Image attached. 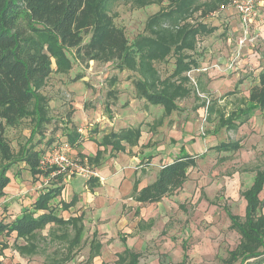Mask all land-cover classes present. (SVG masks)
<instances>
[{
    "label": "trees",
    "instance_id": "trees-1",
    "mask_svg": "<svg viewBox=\"0 0 264 264\" xmlns=\"http://www.w3.org/2000/svg\"><path fill=\"white\" fill-rule=\"evenodd\" d=\"M165 1L168 3L166 9L160 8L147 20L149 37L139 40L137 50L133 51L123 31L114 24L110 14L111 7L117 2H128L142 8L159 6ZM226 2L227 0H0V158L5 162L0 169V198L10 182L6 173L12 165L22 163L32 177L48 176L54 171L40 170L39 162L44 154L35 150L32 145L19 148L15 155L6 140L5 132L27 120L32 127L27 143H31L36 137L44 139L46 126L51 123V118L49 101L41 90L53 72L69 73L72 63L67 54L70 51L73 52L74 59L85 66L90 62L112 63L116 68L137 70L139 77L134 83L137 97L150 105L162 107L165 115H170L177 110L175 101L189 94L184 87L188 79L181 76L191 68H197V63L189 54L195 49L196 37L214 31V28L209 29L205 24L190 25L187 21L195 15L203 18L226 5ZM170 56L175 59L174 71L168 78L160 81L152 63L165 61ZM173 78L180 81L176 83ZM245 104V108L226 117L221 115L218 128L231 130L236 128L233 123H237L240 116L243 117L238 126L248 121L255 110L264 113V69L250 86ZM140 133L139 126L110 131L102 137L98 146L110 147L113 153L124 152V145L130 148L137 146ZM66 138L70 147H73L78 144L81 135L75 131L68 132ZM214 148L218 152H232L237 151L240 145L239 142H228ZM101 157L102 152L97 151L88 159V164L98 165ZM195 167V156L183 154L172 159L162 166L152 184L138 192L135 201L152 205L173 195L181 189L188 180L189 172ZM60 175L64 174L55 175L52 179H57L59 183L62 180ZM96 182L98 179L92 176L87 179L86 184L93 187ZM263 186L264 170L257 171L250 188L241 194L245 201L243 217L226 211L230 228L239 235V242L228 252L225 264H264V214L259 212V194ZM61 192L62 185L54 183L52 188L47 187L31 205V210H23L17 219L8 224L0 221V235L9 236L14 232L16 238H28L49 223L76 226L78 220L64 222L57 217L55 209L51 208V201ZM73 204L72 201L62 203L61 210L68 209ZM38 211L44 213L35 217ZM79 240L80 230L77 229L70 246L77 245ZM16 249L23 254L34 251L35 248L29 245L16 246ZM120 258H127V264H137L139 254L125 251Z\"/></svg>",
    "mask_w": 264,
    "mask_h": 264
},
{
    "label": "rangeland",
    "instance_id": "rangeland-1",
    "mask_svg": "<svg viewBox=\"0 0 264 264\" xmlns=\"http://www.w3.org/2000/svg\"><path fill=\"white\" fill-rule=\"evenodd\" d=\"M227 3L228 0L226 6ZM262 3L261 8L264 10V0H261ZM167 6L166 1L159 6L150 5L142 8L128 2H117L111 7L110 14L113 16L115 26L123 31L129 47L136 51L137 42L144 37H149L146 30L147 20L160 8L164 10ZM226 6L224 9L219 8L213 13L214 15L210 14L209 17L204 18V22L198 15L191 18V21L195 23H206L209 29L218 23L221 26L222 31L216 36L211 34L205 36L206 43L213 38L222 39L227 32V27H223L221 20L234 18V14L231 8ZM227 9L230 10L227 11ZM219 12L220 15H218ZM240 34L239 29V37ZM227 39L228 36H225L222 41ZM209 48L205 46L203 52H207ZM198 54L202 56L204 53ZM67 56L72 63L69 73L53 72L41 90L49 101V117L51 118V123L46 126L44 139L39 140L36 137L31 143H27L32 127L27 120H24L16 128H8L5 132L11 151L16 155L19 148L25 145H32L40 152L49 150L54 141L57 144L63 143L61 140H64L62 135L66 132L67 128L64 127L66 123L76 125L101 123L102 117L113 118L112 123L122 128L127 127L129 123H189V134L197 135L202 130L209 146L225 140L224 135L233 140L239 138L243 143L236 152L217 154L207 145L205 154L194 153L196 168L190 171L186 185L160 203L144 206L141 212L142 217L140 215L137 217V219L144 218L145 221H154L150 230L137 234L139 264H225L228 252L232 251L239 242V235L230 228L226 211L243 217L245 201L241 194L250 188L255 173L264 170V114L252 113V119L245 123H253L254 126L247 128L245 135L240 134L235 137V132L227 131L215 138L212 137L218 132L216 125L221 115L226 117L246 107L245 92L254 82L253 72L239 74L235 80H231V73L226 70L223 74L219 73L220 75L211 74L212 78H206L209 70L190 74L189 71L184 72V76L181 77L188 79L184 87L189 94L175 101L177 110L170 115H165L162 107L150 106L144 99L137 97L134 86L139 77L137 70L116 68L112 63L90 62L85 66L74 59L73 52L70 51ZM174 62V57L170 56L165 61L152 63L160 81L173 73ZM52 68L55 69L54 64ZM197 69L200 70L202 67ZM172 80L176 83L180 81L175 78ZM211 82L214 88L209 89L208 84ZM119 93H125L126 96L117 99ZM130 96L135 101L133 105L131 103L129 105ZM68 115H70L69 118ZM242 117L238 118L237 123L242 120ZM252 134L255 135L251 136ZM50 141L52 142L49 143ZM160 153L158 161L155 162L157 167L159 162L162 164L174 159L179 153V148L171 147ZM73 161L74 165L85 168L78 159L74 158ZM4 163L0 158V169ZM85 169L88 172L85 176L72 169L64 171L63 174L68 177L94 176L91 168ZM6 175L14 178V183L18 184L13 186L14 191L10 194L12 197L20 195L27 197L23 192L28 191L27 193L31 194L33 190L40 191L53 181H41L39 186L33 187L32 184L39 178L32 177L22 163L12 165ZM78 179L74 180L72 186L78 188L83 185V179ZM259 199L261 201L259 212L264 214V186ZM135 221V218L131 220V226ZM0 240L5 241V238L0 237ZM85 244L84 242V246ZM62 247L56 240L41 237L37 264H40L41 260L44 263L45 259L50 262L51 255L61 253ZM120 250L121 243L117 238H106L103 253L94 263L98 264L102 261L104 264H114L116 253ZM86 259L87 255L82 252L80 255L77 254L75 260L67 264L84 263Z\"/></svg>",
    "mask_w": 264,
    "mask_h": 264
},
{
    "label": "crops",
    "instance_id": "crops-1",
    "mask_svg": "<svg viewBox=\"0 0 264 264\" xmlns=\"http://www.w3.org/2000/svg\"><path fill=\"white\" fill-rule=\"evenodd\" d=\"M262 6L263 3L261 4L260 2V7H258V17L252 26L253 31H255L254 34H259V39L255 41L253 46H247L244 49L242 58L237 63L235 69L231 72V80H235L239 74L245 75L253 72V83H255L257 75L264 69V10L261 8ZM229 10L230 9H227V11ZM231 11L234 14V18L221 20L223 27H227V32L222 36V39L217 40L213 38L206 43V35L209 34L196 37L195 49L193 52H189V54L192 55L193 58H191L197 63V68L207 67L210 63L213 64L215 62H221L224 64L226 59L235 50L236 41L239 37L240 25L233 9H231ZM210 14L201 18L203 22L204 18L209 17ZM220 14L221 13L219 12L218 15ZM187 22L195 23L194 21H191V19ZM202 24L206 25V23ZM213 26L214 27L212 28H214V31L210 34L216 36L222 31V28L219 26V23ZM225 36H228V39L222 41L225 39ZM219 42L222 43L218 44ZM205 46L210 47L207 52H203ZM200 52L204 54L201 56L198 54ZM210 60L212 62H209ZM208 70L206 78H212L211 74H223L225 71V65H222L218 70L210 68ZM208 88H214L212 82L208 84ZM124 95L126 96L125 93H119L116 98H123ZM245 96L247 99L248 91L245 92ZM130 103L132 105L135 103L131 96L129 97V105H131ZM254 112L260 111L255 110ZM251 119L252 118L250 117L249 120ZM112 121L113 118L102 117L101 123H81L79 125L66 123L64 125V127L67 128L66 132L63 135L61 133L62 138H64V140L61 141L63 143H68L66 133L74 131L77 133L78 128L83 129L84 134L81 136V139L79 138L80 142L78 141L76 146L71 147V156L82 162L85 168H91L94 175L93 177L98 179V182L93 184V187L86 184L88 178L79 175L74 177L60 175L62 180L59 183L57 182V179H52L51 175H40L35 177L39 178V180L32 184L33 187H36L40 185L41 181L47 182V180H53L50 184L47 183L48 185H46V188H52L54 183L59 186L62 185V192L58 197L51 201V208L55 209L57 217L64 222H67L70 219L78 220L76 226H73L72 224L58 225L55 223H49L42 229L36 230L32 234V237L28 238H16V233L14 232L9 236L0 235V237L5 238V241L0 240V262H4V264H37L36 259L39 255V241L41 237H44L45 239L49 238L50 240H56L61 246H63V249L61 253H53L50 257V262H47L45 259L44 263L41 260L40 264H67L75 260L77 254L80 255L82 252H85L87 259L84 263L80 264H95L94 261L100 259V255L103 253L105 239L115 237L121 243V250L116 253V261L114 264H127V258L120 257L124 255L125 251L139 254L137 253V234L150 230L154 224L153 220L145 221L144 218L137 219L139 215L141 216L144 206H148L149 204L138 203L135 201V198L142 188L155 181L162 166L169 163L161 164V162H159V167L155 165V162L159 159V155H161L160 152L174 147L179 148V153L175 158L183 154L194 156V153H200V155H203L205 154L208 145V148L212 147L217 154H223L230 153L231 151L218 152L214 147L221 143L239 142L241 148V144L243 143L239 138L233 140L229 136L224 135L225 140L216 142L217 144L213 143L214 145L209 146V143H207L205 138V133L202 130L197 133V135L189 134V123H129L127 127L123 128L140 127L141 133L137 146L130 148L124 145V152L113 153L111 152L110 147L103 148L98 146L105 134L110 131L116 132L122 129V127H117ZM233 124L236 125V128L227 130L226 128H218L217 123L216 128L218 132L212 138L217 137V135L221 133H227V131L235 132V137L240 134L245 135V130L254 126L253 123H243L241 126H238L239 123ZM169 125H171L170 128H168ZM247 134L249 135L250 132L248 131ZM254 135L255 134H252L251 136ZM56 144L57 142L54 141L50 148ZM49 151L50 149L42 152L45 155ZM97 151L102 152L99 164L96 166L89 165L88 159L93 157ZM7 177L10 179V182L4 189L3 196L0 198V221H3L6 224L17 219L23 210H31V205L35 202L39 194L46 191V188H43L40 191L33 190L31 194H28V191L23 192L27 197H23V195H20L21 197H12L10 194L14 191L13 186H17L18 184L14 183V178ZM78 178L83 179L84 182L83 185L77 188L72 186V183L74 180H79ZM187 182L188 180L183 184L181 189ZM71 201L74 203L72 206L68 209L61 210L62 203L68 204ZM129 207H131V209H129ZM43 213V211H38L35 217ZM133 218H135L136 221L133 223V226H131V220ZM77 229L80 230L79 243L75 246H70V241L75 236ZM9 240H11V242H9ZM134 241L136 244L133 243ZM84 242L86 243L85 246ZM29 245H32L35 248L34 251L32 250L29 253L20 254L16 249V246L28 247ZM139 258L137 264H139ZM98 264L104 263L100 261Z\"/></svg>",
    "mask_w": 264,
    "mask_h": 264
},
{
    "label": "built area",
    "instance_id": "built-area-1",
    "mask_svg": "<svg viewBox=\"0 0 264 264\" xmlns=\"http://www.w3.org/2000/svg\"><path fill=\"white\" fill-rule=\"evenodd\" d=\"M261 0H228V5L220 6V9H224V6L233 9L235 12L239 25H240V37L236 42L235 50L223 63L215 62L208 67H202V69L193 68L189 71L190 73L206 72L208 69L218 70L222 65H225L226 72H232L237 63L242 58L244 49L247 46H253L255 41L259 38V34H254L253 24L258 17V5ZM77 134L83 135L84 131L82 128L77 129ZM71 147L67 143H58L54 145L50 151L43 155L39 162L40 170L54 169L51 176L63 174L68 169L76 170L82 176H85L87 170L74 165V158L71 157ZM89 178V177H87Z\"/></svg>",
    "mask_w": 264,
    "mask_h": 264
}]
</instances>
